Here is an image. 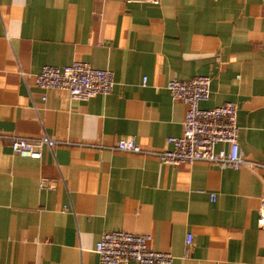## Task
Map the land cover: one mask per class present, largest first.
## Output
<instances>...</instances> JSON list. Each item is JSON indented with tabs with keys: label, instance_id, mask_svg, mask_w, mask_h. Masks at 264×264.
Here are the masks:
<instances>
[{
	"label": "crops",
	"instance_id": "1",
	"mask_svg": "<svg viewBox=\"0 0 264 264\" xmlns=\"http://www.w3.org/2000/svg\"><path fill=\"white\" fill-rule=\"evenodd\" d=\"M73 61L111 71L112 92L35 85ZM198 75L211 80L201 107L234 103L243 157L264 164V0H0V135L55 141L32 159L0 137V264H105L94 246L116 230L150 235L171 264H264V168L113 148H171L185 106L166 83Z\"/></svg>",
	"mask_w": 264,
	"mask_h": 264
},
{
	"label": "built area",
	"instance_id": "2",
	"mask_svg": "<svg viewBox=\"0 0 264 264\" xmlns=\"http://www.w3.org/2000/svg\"><path fill=\"white\" fill-rule=\"evenodd\" d=\"M126 3H145L158 5L159 0H124ZM35 85L43 89L64 91L71 99L88 100L97 95L112 92L114 81L112 72L97 69L83 61H73L65 67L43 66L34 75ZM143 78L142 82L145 83ZM210 77L198 75L187 80L170 79L166 83L174 101L185 106L181 135L169 137L171 148L163 150H145L136 143L134 137L117 140V151L144 154L157 157L163 163L177 166L180 163L193 164L205 162L222 168L238 170L242 167L264 168V164L247 161L238 143L239 126L237 124V106L232 102L203 108L201 103L209 99ZM8 138L12 152L22 157L40 159L42 148H50L55 141L47 137L34 139L16 135H0ZM228 148H218L219 145ZM48 184L42 181L41 186ZM264 205V200H263ZM258 224L264 226V215H260ZM151 236L128 231H105L95 243L94 252L101 263L105 264H171L174 257L167 252L152 250L148 247ZM192 245V236H186V255Z\"/></svg>",
	"mask_w": 264,
	"mask_h": 264
}]
</instances>
